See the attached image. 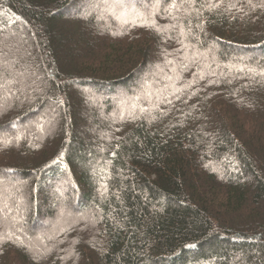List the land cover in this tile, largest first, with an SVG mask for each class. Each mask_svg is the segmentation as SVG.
Returning a JSON list of instances; mask_svg holds the SVG:
<instances>
[{
  "label": "trees",
  "instance_id": "16d2710c",
  "mask_svg": "<svg viewBox=\"0 0 264 264\" xmlns=\"http://www.w3.org/2000/svg\"><path fill=\"white\" fill-rule=\"evenodd\" d=\"M172 2L0 0V264H264V0Z\"/></svg>",
  "mask_w": 264,
  "mask_h": 264
},
{
  "label": "rangeland",
  "instance_id": "374dc122",
  "mask_svg": "<svg viewBox=\"0 0 264 264\" xmlns=\"http://www.w3.org/2000/svg\"><path fill=\"white\" fill-rule=\"evenodd\" d=\"M142 3H143V1H142ZM117 9H122V8H120V7L117 6ZM73 16H74L73 15V10H70V11H68L66 13V17L64 19H62L61 22H59V24L62 25V32L65 34L64 35L65 37L68 36L67 33L70 30V25L69 24H65L64 21H66L68 18H72ZM102 16L106 19V16L107 15L106 14H103ZM19 33H20V35H19L20 40H18L19 41L17 43L18 45L21 44V46H22L23 43H25L27 41V37H29L31 39V41L33 43H35V34L32 32V30L30 28L27 27L26 33H24V32H19ZM3 37H5V34L3 35ZM103 40H104V37L100 38L98 41H103ZM69 41L70 40L68 39L66 41V43H69ZM17 44L13 48L14 50L11 48L12 50H11V52L9 54H8V52H7L6 49H4L3 47L0 48V61L1 62H3V61L6 62L7 66L10 67V68H15L16 67V69L23 70L22 67L16 65V62H14L12 60V57H13L12 55L17 54L18 52L19 53L21 52V49L17 46ZM17 49H19L18 52H17ZM27 50H30V54H31V51L32 50L36 51L37 49H36V46L34 44L33 47H32V49L30 47ZM97 51L98 50L96 48L95 52H97ZM55 70H58V68H56ZM36 73H37V69L36 68L35 69H26L25 71H22V74H25L24 76H26L29 79V81H31V85L28 86V88H27L26 91H24L22 89H19L16 93H13V92H11V89H10V86H9L11 84L7 83L5 86H2V88L3 87H6V90L3 92L4 95H2L0 97V110H2L3 113H7V111L9 110V107L13 103L12 102L13 100L18 101L19 100L18 98H23L24 97L23 93H28V95H29L30 92H31V90H34V91H37L38 90V88H39L38 83L34 82L35 79L36 80H39L38 78H36L37 77V74ZM28 74L31 76V80H30ZM71 88H72V90H71L72 95H74V98H76L75 101H74V105H76L77 107H80V106L83 107L82 104L85 101L91 100L92 103H90V104L95 108V105L93 104L92 97H89V98H86V99L84 97L83 99L82 98L79 99L80 96L81 97L83 96L81 93H84V94L86 93L87 94L88 92H90L89 90L85 89L84 87H80L77 83L71 84ZM128 105H130L129 101H125V106H128ZM0 114H2V112H0ZM76 116H77V114H76ZM42 117L45 118L44 112H41L40 111V112L34 113V115L32 117L27 118L26 121L24 120L25 122L22 123V125H24V126L28 125L29 122L31 120H33V119L41 120ZM10 119L12 120L13 117H11ZM53 122H54V119H52V118H50V119H47V118L44 119L42 121V124L39 126V133H40V135L43 134L44 128L52 125ZM10 130H12V129H10ZM6 131H9V130H6ZM82 132L85 134L84 131H82ZM97 169L95 170V175L96 176L98 175V172H99V170H97ZM0 184H2V185H5V184L10 185L11 184V185L17 186V196H16L15 201L13 202L14 203L13 204V209H14V212H17L18 214H19V212H21L20 214H23V210H22L23 208L22 209H19L18 208V205H24L26 203L25 202V196H23V193H24V190L23 189H24V186L26 185V181L24 179L18 178V177L14 178V177H9V176L8 177L7 176H4V177L2 176V178H0ZM59 194H61V193H59ZM55 209H57L56 212L59 213L58 214V218L55 219V220H53V221L48 220V218L47 219L46 218L45 219L42 218L41 219L42 222H46V223L48 222V223L46 224V226H42L41 223H40V225H36V227L38 226V228L36 230H38V231L50 230L53 227H55L57 224H60V223L61 224L62 223L65 224L66 223L65 222L66 220L67 221H71L70 223L72 225V222H73L75 216L77 215V213H74L73 210H71L70 207L67 206V205L66 206H64V205L63 206H61V205L58 206L57 205L55 207ZM9 210L10 209H9V206H8L7 203H4V204L0 203V212L1 213H8ZM62 212L65 213V218H63L61 216V213ZM85 212H87V211H85ZM84 214L85 213L83 211V215ZM83 215H81V216H83ZM67 216H69V218L71 220H69V218L67 219L66 218ZM71 217H73V218H71ZM22 218H24V217L22 216ZM87 220L89 221V218ZM24 229L33 230L31 227L30 228H27L25 225H24Z\"/></svg>",
  "mask_w": 264,
  "mask_h": 264
},
{
  "label": "snow or ice",
  "instance_id": "6c2138e0",
  "mask_svg": "<svg viewBox=\"0 0 264 264\" xmlns=\"http://www.w3.org/2000/svg\"><path fill=\"white\" fill-rule=\"evenodd\" d=\"M188 2V0H181V3H186ZM190 2L192 3H195V0H190ZM217 5H212V7H216ZM170 7L173 9V10H179V7L177 5V3L175 2V0H173V2L171 3ZM175 18V17H173ZM144 26H147V27H155L157 31H159L160 29L155 25V23L153 21H150V20H147L145 21V25ZM175 27V26H173ZM181 35H183V31L181 30ZM169 63H171V61H169Z\"/></svg>",
  "mask_w": 264,
  "mask_h": 264
}]
</instances>
